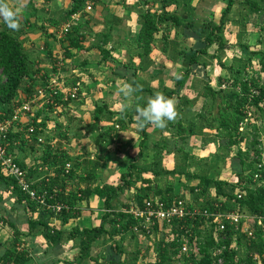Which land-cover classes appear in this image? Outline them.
<instances>
[{"label":"trees","instance_id":"obj_1","mask_svg":"<svg viewBox=\"0 0 264 264\" xmlns=\"http://www.w3.org/2000/svg\"><path fill=\"white\" fill-rule=\"evenodd\" d=\"M92 1L94 0H72L71 9L65 14L66 20L73 18L76 14L87 17V7ZM31 3L33 5V0H31ZM235 3V0H229L219 22H205L202 26L195 27L196 29L192 23L182 24L177 15L167 11L159 15L147 11L141 15V26L136 41L137 47L141 50L140 58L151 53L156 34L162 33L161 38L165 39L167 38L166 33H169L171 29L181 28L185 37L194 36L199 43L192 49L193 52L188 55L187 69L177 78L176 88L169 93H165V97L171 98L173 95L179 94L180 89H182L188 79L192 66L202 65L206 67V63L199 61L202 56H210L223 71L240 72L239 68L233 70V67H227L222 63V55L225 48L222 33ZM241 6L247 10L248 14L260 12L259 4L252 0L246 1ZM0 21L2 22L0 28V124H3L11 120L18 109L29 103L39 88L43 89L49 86L51 74L59 73V70L62 69L60 67L62 61L58 62L53 59L51 70H35L26 53L24 43L17 32L7 28L2 19ZM70 24L67 31H63L60 37V43L64 51L63 60L73 57V52L82 50V41L84 39L82 25L74 22ZM44 36L49 37L47 32L44 33ZM213 48H215L214 53H210ZM103 53L105 56L107 55L106 59L109 58V52L104 50ZM254 54L258 55L259 53L254 52ZM124 70L125 75L120 74V76L128 81L134 78V81H129V85L136 89L135 82L138 68L133 63H130L124 65ZM262 72L264 73V69ZM39 74L42 76L40 79L41 84L37 83ZM218 80L222 81L220 88H208L202 93L206 98L211 99L213 107L216 105L218 108L214 120L217 123L215 129L218 134L216 136L219 138L221 146L229 150L237 148L236 155L232 159L234 163L231 164V169L233 175L238 179V190L234 193L236 185L234 187L227 181L209 179L207 173L191 176L193 180L199 182L198 185L190 189L192 194L197 192V196H202L201 198L208 200L207 196H211L210 193L213 191L212 201L204 202L203 205L192 203V198L188 199L186 195H183L184 193L175 194L171 187L163 190L156 186L157 180L162 175L174 176L180 174L178 173L179 168L177 170L155 171L152 173L153 177L151 179L146 176L148 172L138 166L139 155L131 159L128 170L123 173L118 186L106 184L92 190L87 184L88 186L85 189L66 192V183L76 179V164L78 163L79 165V161L71 157L69 151L62 150L59 146H52L47 142L41 152L40 161L42 163L35 168H28L14 152L17 149L23 152L27 146L30 149L38 147V144H41L39 135L48 129L47 123H49V120L42 119L44 111L47 116L51 117L50 115L55 113L58 106L67 107L76 99L68 97L60 91L57 94H53L52 97H48L47 101H38L33 105L31 104L32 109L30 112L21 110L19 119L13 122L14 124L7 133L6 138L9 144L7 150L15 158L16 163L26 171L31 188L36 191L37 195L44 197L45 204L42 205L37 200H32L29 195L19 188L16 180L5 177L1 173L0 167V188L2 191L10 193L15 203L21 204L27 210L28 215L36 209L41 210L45 213V219L47 217H56L63 224L80 215L77 205L89 196L96 195L99 197L104 208V213L100 219L101 223L98 227L91 229L74 227L68 234L49 227L42 217L36 220L28 216L29 234L42 233L51 246L58 244L64 238L78 241L79 252L77 260L81 262L87 259H90V261L94 260V258L92 259V253L103 240H113L117 236L121 237L130 233L133 237H149L153 234L163 235L162 240L154 246L156 254L154 264H220V261L222 264H264V225L259 226L257 222L258 220L264 221V147H261L262 141L256 138L250 146L252 148L251 152L248 151L244 154L238 149V146L246 140L241 132V124L247 120V110L255 109V114H264V84L259 79L240 81L235 76H231L229 79L219 76ZM69 85L64 84V87L68 88ZM73 85L72 87L76 86L80 90L78 84L75 83ZM54 87L56 88L57 84ZM20 93L26 96L25 100H16ZM148 93L151 92L149 91ZM151 95L153 94L151 93ZM209 111L212 113L213 110L210 108ZM103 113L110 118H114L116 115L106 105L96 106L93 120L95 122L100 121ZM23 118L27 119L28 122L25 123L22 120ZM115 125L125 128L124 115L122 119L115 121ZM20 128L22 131H17ZM31 128H33V131H30ZM59 134L61 138H67L65 133L60 132ZM193 134L194 132L191 130L188 131L180 126L174 135L179 140V143H177L179 145L178 151L182 153L184 160L189 159L188 141ZM142 135L144 140L148 138L145 130H143ZM47 141L50 140L47 139ZM184 166L186 165L179 167ZM39 168L42 171L46 170L47 175L42 180L34 182L31 179L32 174L40 171ZM49 171L54 174L53 177L48 174ZM186 176H188L187 173ZM93 177L94 175L90 173L85 177H79V180L86 182ZM138 184H141L139 188L137 187ZM134 188H137L134 201L124 205L122 210L115 209L112 202L119 193ZM228 189L230 192L227 191ZM239 195H241V198H239ZM146 203H150L154 209L158 208L157 203L164 205L166 209L179 207L178 205L181 203L194 216L192 218L187 217L183 221H172L170 224L167 222L161 224L156 220L155 225L148 233L145 229V221L136 218L130 212L134 207L143 210ZM58 206L62 208L60 212L53 209ZM235 206H237V209H235ZM238 209V213L248 214L251 219L253 218V220L247 222L248 227L252 230V236H248L243 232L241 226L238 231L233 230L228 223H225L226 228L222 232L219 224L214 223L213 217L207 219L203 214L204 211L223 213ZM196 211L197 213L195 214ZM5 221L0 217V224ZM108 225H110V229ZM202 228L207 229V238H199ZM235 234L241 235V238L247 240L248 254L245 260L240 259L236 254L237 252L231 248ZM20 236L21 234L15 231L14 239L9 246L5 245L2 247L0 245V264H27L29 262L30 252L26 249L16 248ZM185 244H187L186 246L190 253H183L182 247ZM111 250L115 251L116 254L123 252L117 245ZM197 252H199L200 257L195 256ZM138 254L140 253L138 252ZM109 264L118 263L111 262Z\"/></svg>","mask_w":264,"mask_h":264},{"label":"crops","instance_id":"obj_2","mask_svg":"<svg viewBox=\"0 0 264 264\" xmlns=\"http://www.w3.org/2000/svg\"><path fill=\"white\" fill-rule=\"evenodd\" d=\"M252 1L259 4L260 12L248 14L246 11L241 16L239 14L240 9L237 10L241 5L238 3L234 4L223 31V33L227 34L225 37L222 34V37L223 40L229 39L234 29L238 34L242 32L243 36L248 33V39L246 37L244 39L246 41L249 40V43L250 40L251 42L255 40L254 45L248 42L247 44L250 45V50L256 52L258 49L255 48V44H257L260 38L259 33L261 35L264 33L263 30L260 29L259 32V29L257 30L251 24L250 27L243 28L240 31L238 26L235 27L236 22L234 21L239 16H241L240 19L244 20L251 18L253 22L256 19L258 22L262 21L264 8L260 0ZM92 2L94 3L92 4ZM92 2H90L92 4V10L88 12L87 17L76 14L73 18L66 20L65 14L71 9L72 0H33V5L31 0H7L10 7L19 6L21 8L19 19L20 27L16 32L24 43L32 67L35 70L41 71L51 70L53 59L58 62L61 60L62 64L60 67L62 69L59 70L58 74H51L49 83L53 82L56 77H59L57 84L60 82L61 87H64V84H70L68 88L64 87L69 89L75 83L80 87L76 100L71 102L67 107L58 106L55 110L54 114L59 113L58 120L62 122L60 128L57 127L58 129H54L56 124H52L51 122L47 123L48 129L39 135L41 144H38V147H34L33 149L27 146L23 152L19 151L18 154V158L28 168H35L42 163L40 157L45 143L49 142L52 146H59L62 150L69 151L71 157L79 161V165L78 163L76 164V179L66 183V192L85 189L88 185L92 190L106 184L115 187L118 186L123 173H126L128 170L127 168L131 159H134L138 155L137 164L141 169L148 172L146 174L148 178L152 179V173L155 172L150 163L152 165L156 163L159 165L165 164L164 158L160 156V147L162 146L163 149L168 148L167 139L163 138V141L161 140L160 143L153 142L150 145L144 146L146 139L144 140L143 135L140 134V124L136 119V110L145 107L148 100L155 95H164L176 88V80L182 74L181 69L184 67L185 70L187 69L188 55L191 54V49L195 48L199 43L194 36H189V38L185 37L181 28L171 29L169 31L171 34L166 33V36L169 37L174 34V38L171 41H169L170 39L168 40L169 37L165 39L161 38L162 42L159 41L161 44L155 41L151 53L140 58L141 50L137 47L136 41L141 26V15L147 11L158 15L167 11L177 15L182 24L192 23L194 28H197L205 22H219L229 0H94ZM71 22L82 25V33L84 35L82 50L73 52V57L63 60L64 51L60 43V33L64 26ZM1 26L2 22L0 21V28ZM44 31L47 32L49 37L44 36ZM174 39L176 42L172 45L170 42ZM104 50L109 52V58L107 59V55L105 56L103 53ZM212 50L214 51L215 48ZM213 51H210V53ZM224 54L225 52H223L222 57ZM199 61L206 63L205 66L208 68L212 64L218 66L219 70L216 69V75L225 78L222 68L210 56H202ZM130 63H133L138 68L135 82L136 89L132 96L124 97L120 89L125 84L129 85V81H134V78L128 81L127 79H123L120 74L125 75L124 65ZM193 67L195 66H192L191 69ZM201 67L204 66L201 65ZM207 76L211 79L209 82H212V86H216L217 84L220 88L222 81L219 82L218 78L212 79V74L209 72ZM41 78L42 76L39 74L38 84L42 83ZM186 81L189 83L187 82L186 84L185 82L179 94L171 97L173 102L177 101L174 103L175 111L177 112V116L174 119L176 121H168L166 125L169 127L172 126L173 131L175 129V134L177 128L180 126L188 131L191 130L194 132L188 141L189 153L195 146V140L200 138V134H206L208 132L213 134L214 141L217 142V146L219 144V147L211 143L212 148L215 154L220 156V162H223L219 165L222 166L221 169L213 167L212 170H208L209 173L207 175L209 179L222 180L221 176L219 179H214L213 177L217 174L220 175L224 171L225 168L223 167L227 165V152L231 153V159H228L229 167L234 163L232 161L234 156H232L231 150L221 146L219 138L216 136L218 134L216 129L212 132L209 130L206 131L207 129L198 126L200 125V121H196L192 117L193 115L199 114L197 112L199 105L203 108L205 101H211V99L206 98L202 92L197 91L199 90L197 85L200 86V83L193 87L192 81L196 83L195 80L187 79ZM209 82L207 84H210ZM201 84L206 86L205 83ZM192 89L195 91H192ZM149 91L153 95L148 93ZM25 98L26 96L20 93L16 100H25ZM184 98H186V101L183 103ZM99 102H107L108 109L116 113L115 116L117 117L112 119L101 117L100 121L95 122L92 113L95 109V104ZM125 105H127L126 108ZM205 111L209 114L213 113L216 116V111L214 110L212 113L209 109ZM123 115L125 117V128L117 125L114 126L115 121L121 119ZM50 116H53V114ZM22 120L25 123L28 122L25 118ZM142 127L146 129L145 132L147 135L150 134V138H153L154 135H162L163 129H165L157 128L147 122ZM58 132L65 133L67 138L56 136ZM166 135H168V132ZM47 139L50 141H47ZM178 141L173 144L172 155L167 158L168 161H172V164L176 163L177 166L180 164V156L183 157L182 153L178 151ZM151 149L155 150L153 155L149 153ZM184 161L187 166V164H190L191 159ZM147 165L150 168L146 167ZM192 169H187L188 176L193 177L207 173H198L199 171ZM39 170L32 174L31 179L34 182L42 180L47 175L46 170L42 171L41 168ZM164 170L173 169L168 168ZM90 173L94 175L90 181L83 182L79 180V177H85ZM48 174L51 177L54 176L50 171ZM230 174H233L232 171ZM165 176L171 175H162L159 177V181L163 182ZM137 187L139 188L140 185L138 184ZM159 187L161 188V185ZM131 193L133 194L132 196H136L137 188L119 193L112 202L114 208L122 210L124 205H128L126 204L128 200H123L122 197ZM11 202L13 204L10 207ZM77 209L80 215L63 224L56 217H47L45 219V213L41 210L36 209L28 215L27 210L21 204L15 203L14 198L0 199V214L6 220L3 224H0V245L2 247L5 245L9 246L14 239L15 231H17L21 236L16 248L26 249L30 252V260L27 264H88V259L82 262L77 260L79 252L78 241L66 240L64 238L58 244L51 246L48 239L42 233L36 235L29 234L28 216L36 220L42 217L48 223L49 227L62 231L65 234L70 233L74 227L91 229L100 225L104 208L102 200L99 197L96 195L89 196L77 205ZM137 237L131 236L133 239ZM143 237L151 239L157 237V234ZM156 244L158 243H155L154 246ZM154 246L152 247L154 261L147 262L146 264H154L156 261ZM150 250V246L148 245L147 251ZM142 257L143 255L137 257V259L142 260L140 259ZM146 260L147 257H145Z\"/></svg>","mask_w":264,"mask_h":264},{"label":"rangeland","instance_id":"obj_3","mask_svg":"<svg viewBox=\"0 0 264 264\" xmlns=\"http://www.w3.org/2000/svg\"><path fill=\"white\" fill-rule=\"evenodd\" d=\"M235 1L239 5H240V3L242 5L243 3H245L248 0H235ZM260 3L262 5V7L264 8V0H260ZM91 10H92V8H91ZM91 10H89L88 12H90ZM237 10H239L240 15L241 14L244 15V13L247 11L246 9L242 8L241 6L239 8H237ZM243 15H241V16H243ZM241 16H239V18L237 17L238 18V19L236 18L237 20H234L236 22L235 27L238 26V29L240 31H241V29L246 28V27L248 28V27H250L251 24H253L257 30L259 29V32H260V29L263 30V32H264V17H263L262 21H260V22L256 21L257 19L254 20V18H253V20H254V22H253L251 20V18H249L248 20L240 19ZM235 31L236 30L234 29V32H232L233 34L231 33L232 36H229V39L224 40V43H225L224 52H225V54L222 57V63L226 66L233 67V70H235L236 68H239L240 72L234 73V72L229 71V70H224L223 75H225V78H228V79L231 76H235V77H237L238 80L240 79V81H244L246 79H259V81L264 84V73L262 72L264 69V33L262 35L259 33L260 38L258 39L257 44H255V48L258 49L256 52H258L259 54L255 55L254 51L250 50V45H249L250 43L252 45H254L255 40H253L252 42L250 40V43H249V40L246 41V39H244V37H246L248 39V33L243 36L242 32L238 34V32H235ZM222 34H224V37H225L227 33H222ZM61 36H62V33H60V37ZM155 36H156L155 41H157V42L161 41L162 33L156 34ZM167 37H169V36H167ZM173 38H174V34L170 35L168 40L170 39L169 41H171ZM161 42H159V43L161 44ZM175 42H176V40L174 39L170 43H172V45H173ZM247 42L249 44H247ZM211 51H213V50H211ZM192 52H193V50L191 51V53ZM218 68H219L218 66L213 65V64L209 68L208 67L195 66L192 69H190L188 79L196 81V83H194L192 81L193 87H194V85L200 83V86L197 85V87H199V90H197L198 92L199 91L200 92L206 91L208 88L218 89L219 87L217 84H216V86L215 85L212 86V82L211 81L209 82L210 79H209V76H207L208 72H209L212 74V79L219 78V76L216 75V72H217L216 69H218ZM181 71H182V73H184L186 71L185 67L183 69H181ZM200 80H201V82H200ZM204 81H207V82H204ZM187 82L188 81H186V84H187ZM208 82L210 84H207ZM219 82H220V80H219ZM219 82H216V83H219ZM201 83H203V84L205 83L206 86H203ZM208 85H210V86H208ZM193 89H192V91H195ZM190 99H192V98H190ZM195 100H198V99H195ZM185 101H186V98L183 99V103ZM188 101H190V100H188ZM176 102H174V103H176ZM102 105L108 106V103L107 102H99V103L95 104L94 108H96V106H102ZM212 105L213 104L210 100H206L204 105H203L204 106L203 108L200 105L198 106L197 112H199V114L192 116L194 118V120L200 121V125H198L200 128L207 129L206 131L209 130L211 132L214 131V129L216 128L217 123H215L214 114L213 113L209 114L205 110L211 108L214 111H218L217 106L215 105L213 107ZM94 111H95V109H94ZM94 111H93V113H94ZM254 111H255V109L254 110H247V115H246L247 120L244 121L243 126H241V128H242L241 132L244 135V137L246 138V140H245V142L241 143V145L238 146V149H240L244 154L248 151L251 152L252 148L250 146L256 138L258 140H261L262 143H264V114L258 115V114H255ZM93 113H92V116H93ZM249 114H251V115H249ZM101 115H102L101 117H103V118H110L107 115L104 116V113ZM202 116H203V118H202ZM42 117H43L42 118L43 120L47 119V120H49V122L51 121L52 124H56L54 129H58L57 127L60 128V125H62V122H60V120H58L59 119V113L53 114V116L49 117L46 115V112L44 111V114L42 115ZM115 117H117V116H115ZM110 119H112V118H110ZM172 121L175 122L176 120H172ZM149 127H151V126L149 125ZM171 127L166 125L164 127L165 129H163L162 135H160V136L154 135L153 138H150V136H149L150 134H149L148 135L149 138L146 139L145 145H144V146H147V145L152 144L153 142L160 143V141L163 138L167 139V142L169 145L168 148L163 149L162 146L160 147V149H161V152H160L161 155L160 156H162L164 158L165 164L159 165L158 163L154 162L156 164L152 165L150 163V165H151L152 169H154L155 171H160V170H164V169H168V168L177 170V168H179L178 173H180V174H176L174 176H165L163 178V182H160L159 181L160 178H159L157 180V184L160 182L158 184V186L161 185V188L163 190L171 187L173 189V192L175 191V193H177L179 195L184 193L183 195H187L188 199L192 198V203H194V204L196 203L198 205H203L204 202L212 201V199H213L212 192L213 191L211 192V196H207L208 200H204V198H201L202 196H197V192H194L192 194L190 189H192L193 187L198 185L199 182L193 180L191 178V176H185V175H186V173H188L187 169H192V168L195 169V171H199L198 173L207 172V174L209 173L208 170H212L213 167H218V169H221L222 166H219V165L222 164L223 161L220 162V156L218 154H215V151L212 148V144L216 147H219V144H218V146L216 145L217 142L214 141L213 134H210L209 132L206 134H204V133L200 134V138L195 140V146L191 149V151L189 153V155H190L189 159H191L190 164H187V167L186 166L179 167V166L184 165V164L186 165V162L184 161L183 157L180 156L181 160H180V162H179L180 164L178 166L176 163L172 164L171 163L172 161L167 160V158L172 155L173 144L177 141L175 139V136H174L175 135V129L173 131V128H171ZM139 128H140V134H143V132H141L142 130H146L144 127H141V126ZM167 132H168V135H166ZM59 133L60 132L56 133V136H59ZM61 133H63V132H61ZM208 144H211V145H208ZM261 147H262V144H261ZM231 151H232V156H235L237 148H234ZM154 152H155L154 149H151L149 151V153L152 155L154 154ZM221 153H223V152H221ZM14 154H16V155L19 154L18 149L16 152H14ZM227 155H228V158H226L227 159L226 160L227 165H225L223 167V168H225L224 171H222L220 175L219 174L214 175L213 178L219 179L221 176L223 181L229 182L232 186L236 185V187L234 186L235 187L234 193H236L238 190V187H237L238 182H236V181H238V179L233 174H230L232 169H231V167H229L228 159H231V153L227 152ZM148 165L146 167L150 168ZM190 172H191V170H190ZM193 181H195V182H193ZM139 185H141V184H139ZM227 191L230 192L229 189ZM132 195L133 194L131 193L129 195H125L124 197H122L123 200H128V202L126 201V204H129V202H133V198L135 195L134 196H132ZM11 196L12 195L10 193H6V191H2V189L0 188V199L1 200L8 199L9 197L11 198ZM12 204H13V202H11L10 207L12 206ZM0 217L2 219H4V217L1 216V214H0ZM263 225H264V222H263ZM109 226L110 225H108V228L110 229ZM207 234H208L207 229L202 228L200 231V237L199 238L200 239L207 238ZM131 236H133V235L128 233V234L121 236L120 239L117 236L113 240H107V241L103 240L100 244H98L96 246V248L94 249V251L92 253V259L94 258V260L90 261V259H89V261H87V263L88 264H109L112 262V263H118V264H146L147 262L149 263L150 261H154V255L152 252L153 251L152 247L154 246L155 243H159L162 240L163 235L160 234V235H157V237L151 238V239H147L145 237H137V238H135L137 240L131 238ZM122 239H124V240H122ZM115 245H117L118 247H120L123 250V252L120 253L121 255L119 253L116 254L115 251L113 252V250H111V248H114ZM148 245L150 246V249H151L150 251H147ZM247 247H248L247 240H245L244 238H241V235L235 234L233 237L231 248L237 252L236 254L242 260L243 259L245 260L247 258V254H248L247 253ZM138 252L140 254H138ZM141 255H143V257L140 258L142 260H139V258L137 259V257H140ZM145 257H147L146 261H145ZM259 264H261V263H259Z\"/></svg>","mask_w":264,"mask_h":264},{"label":"built area","instance_id":"obj_4","mask_svg":"<svg viewBox=\"0 0 264 264\" xmlns=\"http://www.w3.org/2000/svg\"><path fill=\"white\" fill-rule=\"evenodd\" d=\"M91 4L87 7V11L91 10ZM69 24H66L62 30L67 31ZM61 32V33H62ZM58 78L56 77L55 80L51 83H49V86L47 88H39L37 90V93L35 94L34 98L29 102L23 105L21 109L17 110V113L15 116L11 119L6 121L3 124H0V167H1V173L8 178H12L16 180L17 185L19 188L29 195V197L32 200H37L40 204L44 205L45 200L43 196L37 195L36 191L31 188V184L28 181V178L26 176V171L19 166L15 158L8 153V142H7V133L9 132L10 128L14 124V121H17L19 119V113L20 111L30 112L32 109V105L35 102L38 101H47L48 97H52L53 94H57V92H63L66 96L71 97L73 99L77 98V94L79 91L78 87H71L69 89H66L64 87H61V83H58ZM57 84V87L54 86ZM32 104V105H31ZM251 115V114H249ZM243 126V123L241 124ZM17 131H22V129H17ZM30 131H33V128L30 129ZM262 146L264 147V143H262ZM239 198H241V195H239ZM158 208L154 209L152 208V205L150 203H146L145 208L143 210H139L137 208H132L130 211L136 218L143 219L145 221V229L150 232L151 228L155 225V221L158 220L161 224H164L167 222L170 224L172 221H180L184 220L187 217H193L194 214L191 211H188L185 206H183L181 203H179V207H172L170 209H166L164 205L157 203ZM57 212L61 211V206L54 207ZM235 209H237V206H235ZM238 210L231 211V212H216V213H209L208 211H204V216L209 219V217H213L214 223L219 224L220 231H224L226 226L225 223H228L233 230L235 229L238 231L240 229V226L242 227L243 232H245L248 236H252V230L250 227H248L247 222L250 220H253L249 217L248 214L244 213H238ZM197 211L195 212V214ZM259 226H263L262 220L257 221ZM187 244L183 245L182 251L183 253H190V250L186 246ZM195 253V256L200 257V254ZM220 264L222 262L220 261Z\"/></svg>","mask_w":264,"mask_h":264},{"label":"clouds","instance_id":"obj_5","mask_svg":"<svg viewBox=\"0 0 264 264\" xmlns=\"http://www.w3.org/2000/svg\"><path fill=\"white\" fill-rule=\"evenodd\" d=\"M20 12L21 8L19 6L10 7L7 0H0V19L3 20L7 28L13 31L19 29ZM134 91L135 89L128 84H125L120 89L124 97L132 96ZM126 107L127 105H125ZM136 111V119L141 127L147 122L157 128H164L166 122L174 120L177 116L172 99L162 94H157L150 98L145 107L138 108Z\"/></svg>","mask_w":264,"mask_h":264}]
</instances>
